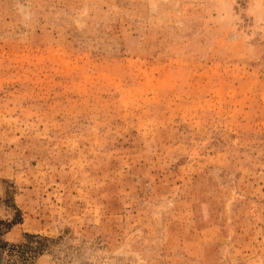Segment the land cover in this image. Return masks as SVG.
Masks as SVG:
<instances>
[{"label":"rangeland","instance_id":"rangeland-1","mask_svg":"<svg viewBox=\"0 0 264 264\" xmlns=\"http://www.w3.org/2000/svg\"><path fill=\"white\" fill-rule=\"evenodd\" d=\"M17 209L29 264H264V0H0Z\"/></svg>","mask_w":264,"mask_h":264},{"label":"trees","instance_id":"trees-1","mask_svg":"<svg viewBox=\"0 0 264 264\" xmlns=\"http://www.w3.org/2000/svg\"><path fill=\"white\" fill-rule=\"evenodd\" d=\"M16 216L11 221H4L0 219V250H3L5 254L4 264H29L36 256V248H34L29 242L14 244L4 241L1 236L10 231V229L22 220L20 210L17 209ZM32 238H44L41 235L29 234Z\"/></svg>","mask_w":264,"mask_h":264}]
</instances>
